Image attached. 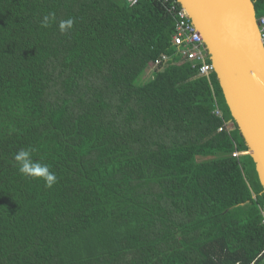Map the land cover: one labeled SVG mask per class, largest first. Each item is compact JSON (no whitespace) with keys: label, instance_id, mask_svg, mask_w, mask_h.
<instances>
[{"label":"trees","instance_id":"16d2710c","mask_svg":"<svg viewBox=\"0 0 264 264\" xmlns=\"http://www.w3.org/2000/svg\"><path fill=\"white\" fill-rule=\"evenodd\" d=\"M175 27L160 0H0V264H264L254 160Z\"/></svg>","mask_w":264,"mask_h":264},{"label":"water","instance_id":"95a60500","mask_svg":"<svg viewBox=\"0 0 264 264\" xmlns=\"http://www.w3.org/2000/svg\"><path fill=\"white\" fill-rule=\"evenodd\" d=\"M203 37L264 192V41L254 0H177Z\"/></svg>","mask_w":264,"mask_h":264},{"label":"built area","instance_id":"2783aa9c","mask_svg":"<svg viewBox=\"0 0 264 264\" xmlns=\"http://www.w3.org/2000/svg\"><path fill=\"white\" fill-rule=\"evenodd\" d=\"M129 5L133 6L138 4L141 0H124ZM167 11L173 15L176 19V27L173 35V42L175 45L181 46L182 53L187 59V61L192 62L193 66H196L197 63H200L198 68V73L200 75L209 76L212 71H214V66L212 62H209L207 59L209 53L206 50L203 37L198 31L197 27L194 25L192 19L190 18L187 11L180 5L177 0H160ZM260 25L261 34L264 41V15L258 18ZM166 58V56L164 57ZM215 114L220 118H223V113L221 109L216 106ZM219 131L229 130L230 126L228 123L224 122L218 128ZM242 152L235 150L233 152L234 157H238ZM264 211V209H263ZM262 223L264 224V216L262 217Z\"/></svg>","mask_w":264,"mask_h":264},{"label":"clouds","instance_id":"9594fccd","mask_svg":"<svg viewBox=\"0 0 264 264\" xmlns=\"http://www.w3.org/2000/svg\"><path fill=\"white\" fill-rule=\"evenodd\" d=\"M54 21H56L55 13H49L44 16L41 26L49 27ZM74 23L75 20L71 17L60 20L58 24L60 32L67 33L73 28ZM33 151L32 148H23L19 150L13 157L15 165L21 175L42 179L45 182V186L51 188L57 182V176L50 169V166L43 162L42 159H34ZM261 215L264 216V211L261 212Z\"/></svg>","mask_w":264,"mask_h":264},{"label":"rangeland","instance_id":"374dc122","mask_svg":"<svg viewBox=\"0 0 264 264\" xmlns=\"http://www.w3.org/2000/svg\"><path fill=\"white\" fill-rule=\"evenodd\" d=\"M147 75V73H146ZM222 111V110H221ZM223 113V112H222ZM230 122H228L229 126H230V130H232L233 128H235L234 122L232 120H229ZM243 153V152H242Z\"/></svg>","mask_w":264,"mask_h":264}]
</instances>
